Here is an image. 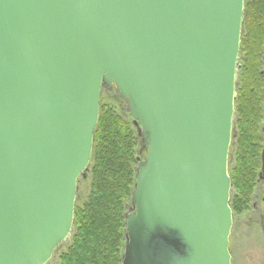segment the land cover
I'll return each instance as SVG.
<instances>
[{
    "label": "water",
    "instance_id": "obj_1",
    "mask_svg": "<svg viewBox=\"0 0 264 264\" xmlns=\"http://www.w3.org/2000/svg\"><path fill=\"white\" fill-rule=\"evenodd\" d=\"M243 6L0 0V264H47L68 240L104 88L139 138L121 264H230Z\"/></svg>",
    "mask_w": 264,
    "mask_h": 264
},
{
    "label": "trees",
    "instance_id": "obj_2",
    "mask_svg": "<svg viewBox=\"0 0 264 264\" xmlns=\"http://www.w3.org/2000/svg\"><path fill=\"white\" fill-rule=\"evenodd\" d=\"M262 43L264 0H244L232 139L234 125H237L238 134L235 162L228 170L232 214L247 208L260 171L263 137L258 124L264 118V70L258 69L262 67ZM242 55H245V61L241 68ZM240 69L246 76L242 88H238ZM138 149L139 138L132 120L115 108L99 103L88 168L89 193L81 206L74 205L72 231L66 241L69 245L60 254L59 264H121L125 242L124 213L135 183Z\"/></svg>",
    "mask_w": 264,
    "mask_h": 264
},
{
    "label": "rangeland",
    "instance_id": "obj_3",
    "mask_svg": "<svg viewBox=\"0 0 264 264\" xmlns=\"http://www.w3.org/2000/svg\"><path fill=\"white\" fill-rule=\"evenodd\" d=\"M248 36L245 38V40ZM263 54L260 55L261 66L258 70H264V43H262ZM245 61V55L240 58V67L242 68ZM240 83L238 88H242L245 75L242 70L239 72ZM242 79V82H241ZM99 103L109 105L119 113L127 117L125 104L117 96L114 90L102 89L99 95ZM237 122V118H236ZM264 126V118L258 124L259 130ZM234 138L231 140L232 144L229 148L228 156V170L232 168L235 162V141L237 132V125H234ZM262 135V132H261ZM263 137V136H262ZM138 155V154H137ZM90 175L87 172L85 176H80L77 182L75 205L81 206L89 193ZM232 195V194H231ZM234 195V194H233ZM233 196H231L232 198ZM262 184L257 182L253 188L249 199L247 208L239 213L232 214V225L228 238V250L230 253V264H264V215L262 202ZM68 242L63 243L55 251L53 258L47 264H59V256L66 251Z\"/></svg>",
    "mask_w": 264,
    "mask_h": 264
}]
</instances>
